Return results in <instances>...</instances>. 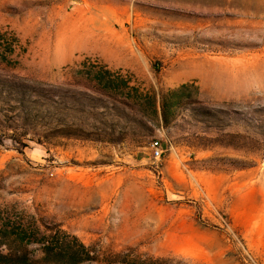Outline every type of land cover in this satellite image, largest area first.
Returning <instances> with one entry per match:
<instances>
[{
    "label": "rangeland",
    "instance_id": "1",
    "mask_svg": "<svg viewBox=\"0 0 264 264\" xmlns=\"http://www.w3.org/2000/svg\"><path fill=\"white\" fill-rule=\"evenodd\" d=\"M7 207L81 264H264V0H0Z\"/></svg>",
    "mask_w": 264,
    "mask_h": 264
},
{
    "label": "trees",
    "instance_id": "2",
    "mask_svg": "<svg viewBox=\"0 0 264 264\" xmlns=\"http://www.w3.org/2000/svg\"><path fill=\"white\" fill-rule=\"evenodd\" d=\"M179 91L180 89L172 91L171 94H176ZM9 210L8 207L0 210V237L14 239L20 242L21 245H38L43 254V260L52 264H60L63 258L68 261V264H81L97 260L98 252L95 248L86 246L77 237L73 236L72 241L64 245L63 242L59 244L60 238H69L70 235L60 229L54 231L52 228H48L46 231H42L38 220L34 216L30 217L31 221L28 224L23 222L13 223ZM14 257L13 252L0 253V264H9V261Z\"/></svg>",
    "mask_w": 264,
    "mask_h": 264
},
{
    "label": "crops",
    "instance_id": "3",
    "mask_svg": "<svg viewBox=\"0 0 264 264\" xmlns=\"http://www.w3.org/2000/svg\"><path fill=\"white\" fill-rule=\"evenodd\" d=\"M93 9L94 8L92 6L91 7V10H89V12H92L93 13ZM96 11H97L98 14H100V13H104L106 11V9H102V10L99 9V10H96ZM94 13H96V12H94ZM98 14H96L95 16H92V14H91L92 19L94 20L95 23L100 22L102 24L107 25V23H109V21L111 20V18H109V17L99 16ZM98 19H101L102 21L101 20H98ZM93 29H94V27H93ZM79 36H80V39L82 37L85 39L82 42V46H78L79 48H83V47L89 48L90 44H93V42L96 43V44L98 43L97 37L94 36L92 33H90V34H82V35L80 34Z\"/></svg>",
    "mask_w": 264,
    "mask_h": 264
},
{
    "label": "built area",
    "instance_id": "4",
    "mask_svg": "<svg viewBox=\"0 0 264 264\" xmlns=\"http://www.w3.org/2000/svg\"><path fill=\"white\" fill-rule=\"evenodd\" d=\"M152 148H153L154 158L160 159L164 152L161 142L158 140L154 141L152 144Z\"/></svg>",
    "mask_w": 264,
    "mask_h": 264
}]
</instances>
